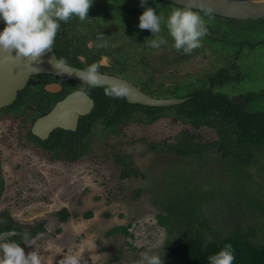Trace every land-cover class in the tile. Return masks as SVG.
Instances as JSON below:
<instances>
[{
    "label": "flooded vegetation",
    "instance_id": "flooded-vegetation-1",
    "mask_svg": "<svg viewBox=\"0 0 264 264\" xmlns=\"http://www.w3.org/2000/svg\"><path fill=\"white\" fill-rule=\"evenodd\" d=\"M129 1L132 2L131 5L117 0L109 6L94 4L88 11V19L80 21L73 18L67 23L60 22V30L52 50L56 58L63 57L69 66L83 70L93 63H100L99 73L124 79L152 97L178 98L183 99L181 102L183 103L193 96L197 98L212 96L225 99L232 107H242L247 112L259 114L258 124L248 125L246 135L252 138L245 142L244 157L234 155L239 143H233L227 153H224L217 144H213L218 139L215 128L207 124L193 126L186 122L174 121L198 129L210 128L216 133L215 140L197 143L202 149L196 155L213 147L218 152L219 159L224 161L223 166L226 165L223 174L208 180L207 190L212 189L207 193H212L211 191L223 182L233 186L240 181L247 187L244 192L258 196L264 201V107L253 108V105H260V102L264 101V76L253 75V78H250L248 73L240 69V63L245 61L254 63V70L258 68L255 66L256 54L264 50L260 48L264 47L262 23L257 22V19H246L256 20V23L249 27L239 26L240 28L236 29L229 24L223 23L222 26L213 21L208 24V34L202 40V47L186 55L174 48L173 40L163 25L160 35L164 36L167 43L159 49L149 46L148 41L154 38L152 33L138 27L139 16L146 8V3L162 7L156 11L164 17H167L173 8L182 6L167 0H146L144 5H141V0ZM152 7L155 9L154 5ZM212 16L216 20H237L215 14ZM260 19L264 20V17L258 18V21ZM4 26V21L0 19V31ZM248 37L257 38L249 40ZM199 55L212 59L208 62L203 60V67L200 70L195 73L189 72L183 76V80H175L164 89L160 81L164 70ZM244 57L247 59L243 60ZM81 82L50 73L32 74L26 84L17 90L13 100L0 106V216H8L14 226L20 227L2 207L3 199L12 183L9 180L12 175H21L19 173L23 171L22 168L28 166L35 167L41 172V168L51 170L57 163L74 164L80 159L94 160L100 153L95 144L106 132H112L110 128L114 126L108 128L102 115L99 118L91 116L97 105L102 106L101 110L105 108V90L109 86L89 88L87 84ZM256 83H260V86L256 87ZM82 87L86 88L89 94L80 97L82 100L77 101L75 108L86 112L78 114L73 124L61 118L63 124L69 127L73 125V128L57 126L47 131L45 135L40 129L33 130L37 119L48 114L56 105ZM113 99L120 102L119 104L123 106L121 109L127 108V103L138 104L127 101L125 97ZM71 107H74L73 103ZM230 110L233 111L231 107ZM132 117L131 120L118 123L117 126L122 128L130 121L150 124L161 118H171L160 114L151 121L141 117L142 120L139 122L137 114L134 113ZM231 124L234 125L235 122L231 120ZM237 158L243 159V163L237 162L239 161ZM172 173L188 177L185 169L181 167L165 170L163 177L167 186L164 190H171L169 179ZM256 178L257 182L254 181ZM252 189L254 192H251ZM162 193L163 191L160 194ZM7 223V220L0 221V227ZM3 231L7 230L0 232Z\"/></svg>",
    "mask_w": 264,
    "mask_h": 264
},
{
    "label": "rangeland",
    "instance_id": "rangeland-1",
    "mask_svg": "<svg viewBox=\"0 0 264 264\" xmlns=\"http://www.w3.org/2000/svg\"><path fill=\"white\" fill-rule=\"evenodd\" d=\"M113 1L92 0V5L109 6ZM117 1L132 4L129 0ZM153 5L156 10L162 9ZM153 5L145 4L146 7ZM213 21L222 26L223 23L229 24L236 29L256 23V20L212 19L210 24ZM257 22L262 23L261 30L264 32V20L257 19ZM247 39L255 40L251 37ZM261 51L256 54V70L254 63H240V69L250 78L253 75L264 76V50ZM200 56L164 70L160 80L164 89L175 80H183V76L189 72L200 70L203 60L208 62L212 59ZM246 59L244 57L243 60ZM259 86L260 83H256V87ZM259 107H264V101L260 105H253L255 109ZM180 136L195 143H208L217 138L210 128H194L168 117L150 124L130 121L120 131H108L97 141L95 146L100 153L94 160L57 163L51 170L41 168V172L28 166L22 168L21 175H12L9 192L3 199L4 211L22 228L43 223V229L27 245H20L25 253L39 251L44 264H59L64 255L76 253L82 255V264H137L141 254L147 252L161 255L163 264H177L166 248L165 241L171 235L157 223L158 214H167L164 206L166 200L162 202L158 197L167 186L163 174L165 170L175 167L185 169L193 194L200 195L201 202L205 198L197 212L200 219L210 221L213 238L226 235L237 223L245 229L250 225L256 228L262 226L264 214L252 207L248 196L227 195L228 200L219 197L223 190L231 194L232 184L223 182L214 188L217 193H207L212 189L207 190L208 180L223 174L226 166H223L224 161L219 159L215 148L209 147L196 156L185 157L162 146L163 143H174ZM152 144L155 146L152 147ZM116 157L129 160L131 167L139 174L121 177L123 164ZM175 174L179 175L172 173L170 178ZM62 207H66L71 214L64 221L56 215ZM87 212L91 213V217H85ZM115 225L126 226L131 234H107ZM185 227L184 221L179 230ZM258 236L264 239L263 229ZM252 238L255 240L256 236Z\"/></svg>",
    "mask_w": 264,
    "mask_h": 264
},
{
    "label": "trees",
    "instance_id": "trees-1",
    "mask_svg": "<svg viewBox=\"0 0 264 264\" xmlns=\"http://www.w3.org/2000/svg\"><path fill=\"white\" fill-rule=\"evenodd\" d=\"M105 103L106 106L102 110V106L97 105L91 116L99 118L102 115L108 128H110L109 126H114L110 128L112 132L120 131L117 124L131 120L134 113L139 116V121L142 120L141 117L151 121L153 118L163 114L170 116L173 120L186 122L193 126L207 124L215 128L218 133V139L213 144H217L223 149L224 153H227L233 143H239L234 155L243 157V152L246 148L245 142L252 138L246 135L248 125L258 124L260 116L257 113L247 112L242 107H232L225 99L212 96L202 98L193 96L181 104L168 107H148L127 103V108L121 109L123 106L119 104L120 102L107 95L105 96ZM230 107L233 111L230 110ZM231 120L235 122L234 125L231 124ZM151 146L154 147L155 144ZM162 146L180 156H193L202 149L201 145L191 139L188 140L185 136L178 137L171 144L163 143ZM116 160L123 164L120 171L121 177L125 178L139 174L137 170L131 167L129 160H120L118 158ZM238 160L237 162L243 163V159ZM183 177H185V180L182 179ZM169 180L172 191L167 189L160 196L158 195L160 201L164 202L166 200L164 206L167 214H158L157 223L166 229L169 236L171 235V238L168 237L165 241L166 248L169 254L177 261V264H209L207 257L218 252L226 243H230L233 246L235 256L233 264H264V239L258 236L259 231L264 230V223L259 228L250 225L247 229L237 223L226 235L220 238H213L214 232L211 230L210 221L208 219H200L198 216L199 207L203 204L202 202L205 198L201 202L200 195L193 194L192 188L186 185V183H189V178L186 175L175 174ZM245 188L247 187H244V184L239 181L232 186L231 194H226L223 190L219 197L223 196V198L228 200L227 195L248 196L252 202V207L264 214V201L258 196L248 195L244 192ZM212 192L210 195L217 193L215 190ZM168 195L171 196L165 198ZM56 215L60 220L64 221L71 214L66 207H62L56 212ZM84 215L85 217H91L90 212ZM2 220H7L8 223L1 226L0 231L14 228L20 231L18 235L7 238L16 242L22 241V233H29L30 241L39 230L43 229L42 222L37 225H28L20 228L14 226L8 216H0V221ZM184 221L186 223L185 229L179 230L183 226ZM120 233L131 234L127 227L123 225H115L107 231L109 235ZM254 235L256 236L255 240L252 238ZM20 244L23 243L21 242Z\"/></svg>",
    "mask_w": 264,
    "mask_h": 264
},
{
    "label": "clouds",
    "instance_id": "clouds-1",
    "mask_svg": "<svg viewBox=\"0 0 264 264\" xmlns=\"http://www.w3.org/2000/svg\"><path fill=\"white\" fill-rule=\"evenodd\" d=\"M145 3L146 0H141V5ZM91 5L92 0H0V19L5 24L0 31V52L8 53L9 58L14 53L15 58H24L32 66L42 63V56L53 50L60 22L67 23L73 18L80 21L88 19ZM212 13L213 8L207 5L206 0H186L184 6L173 8L167 17L157 14L153 7H146L139 16L138 27L152 33L154 38L148 41L149 46L159 49L167 43L164 36L160 35L163 25L173 40L174 48L190 55L202 47V40L208 34V24L214 18ZM48 63L58 72L73 73L63 57L57 59L54 55ZM100 66V63H93L75 74L82 84L94 88L102 84ZM128 91L126 85H113L106 88L105 94L111 98H124ZM88 94V90L83 87L72 93L74 97H85ZM21 236V242L27 245L30 234L25 232ZM21 242L7 238L0 240V264H44L39 251L33 250L26 254L20 246ZM207 259L209 264H233V246L226 243ZM82 260L79 253L66 254L59 264H82ZM137 264L163 262L161 255L145 252Z\"/></svg>",
    "mask_w": 264,
    "mask_h": 264
},
{
    "label": "water",
    "instance_id": "water-1",
    "mask_svg": "<svg viewBox=\"0 0 264 264\" xmlns=\"http://www.w3.org/2000/svg\"><path fill=\"white\" fill-rule=\"evenodd\" d=\"M180 6H184L186 0H167ZM207 5L213 8L215 15L234 18L237 20L258 19L264 17V0H206ZM199 10V9H197ZM54 56L52 51L47 52L42 56V63L32 66L24 58H15L12 53L9 58L8 53L0 52V106L9 103L16 95L18 89L22 88L28 78L32 74L50 73L58 76H65L75 80L81 81L75 72L83 71V69L69 66L72 74L61 73L56 71L51 64L48 63L49 59ZM101 76L102 84L100 86H113V85H126L129 89L126 100L131 103H138L145 106H168L178 104L183 99L178 98H156L152 97L145 92L141 91L137 86L130 82L115 77L99 73ZM80 97L69 95L61 103L56 105L48 114L40 117L34 123L33 130L40 129L44 135L47 131L61 126L64 128L69 127L61 122V118H65L70 123H74L78 114L85 113L76 107L77 101ZM82 100V99H81ZM72 103L74 107L72 108ZM20 231L10 229L0 232V240L18 234Z\"/></svg>",
    "mask_w": 264,
    "mask_h": 264
}]
</instances>
